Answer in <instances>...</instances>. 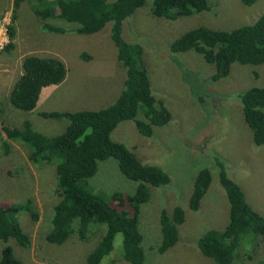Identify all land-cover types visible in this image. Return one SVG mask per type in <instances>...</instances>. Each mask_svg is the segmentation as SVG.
Wrapping results in <instances>:
<instances>
[{"label":"rangeland","instance_id":"1","mask_svg":"<svg viewBox=\"0 0 264 264\" xmlns=\"http://www.w3.org/2000/svg\"><path fill=\"white\" fill-rule=\"evenodd\" d=\"M206 1L211 6L208 12L164 21L151 17L150 0H145V4L122 23L123 40L141 46L152 95L163 102L170 115L168 124L152 127L149 138L139 134L128 120L118 123L110 133L113 142L122 144L140 162L157 166L169 176L168 185L149 188L148 201L140 207L138 228L142 235L143 264H212L210 259L200 255L196 241L207 230H222L227 223V205L217 182L214 157L224 163L228 177L240 187L248 206L264 218V144H252L250 131L234 97L250 87L264 86V64L233 63L225 78L206 82L213 67L200 55L191 51L168 52V45L189 29L203 26L231 30L252 23L258 16H264V0H257L251 6H244L239 0ZM11 8L12 0H0V21L5 19L6 22L5 26L0 22V39L3 33L6 37V44L0 49V125L18 128L26 120L46 137L62 133L66 126L64 120L41 119L35 113L15 108L12 112L6 110L8 90L20 74L21 60L27 55L56 57L66 67L65 81L54 92L53 106L44 104L41 109L97 110L115 100L122 87L124 71L115 59L109 24L92 35L50 34L41 30L42 22L32 14L27 0L19 3L10 23ZM56 13L52 8V14ZM6 24L13 26L10 41ZM9 42L11 47L5 50ZM80 54L89 59L83 61ZM180 70L188 73V80L204 83L195 95L190 91L191 85L181 80ZM58 92H67L68 97L58 100ZM4 139L1 132L0 204L31 199L38 219L31 221L27 215L17 214L16 223L28 236L29 246L23 249L9 238L4 243L0 241V249L9 246L22 264H85L98 233L86 241H80L74 233L60 245L48 243L45 234L50 227L51 206L58 200L53 193V166L31 165L23 147ZM2 141L8 144L7 153L3 152ZM203 167L210 172V184L193 212L188 209L187 201L192 180ZM91 184L103 192L122 193L132 192L135 186L120 174L112 159L98 162ZM175 206L184 213V221L176 227L178 240L158 254L155 251L160 240L158 213L163 208L170 215ZM257 242L252 247L244 244L240 259L232 264L264 261V252L259 240ZM99 264H128L121 258L120 234L114 236L110 253Z\"/></svg>","mask_w":264,"mask_h":264},{"label":"trees","instance_id":"2","mask_svg":"<svg viewBox=\"0 0 264 264\" xmlns=\"http://www.w3.org/2000/svg\"><path fill=\"white\" fill-rule=\"evenodd\" d=\"M22 0H12L10 23ZM251 6L257 0H239ZM32 14L42 22L41 30L50 34L92 35L109 24V39L115 49V59L124 71L118 96L108 106L97 110L45 111L35 113L41 119L64 120L62 133L46 137L22 121L18 128L0 125L4 140L26 150L27 161L37 167L49 164L54 170L53 193L58 198L51 206L49 230L45 240L53 245L64 243L72 234L86 241L98 233L97 242L86 255L85 264H99L112 249L116 234L121 237V258L128 264H143L139 232L140 207L148 201L149 188L169 184V176L159 167L144 164L122 144L113 142L110 133L122 121H131L136 131L149 138L152 127L168 124L170 115L163 102L152 95L150 82L142 59V48L128 43L121 36L122 23L145 0H27ZM52 8L57 10L52 14ZM151 17L174 21L180 17L208 12L206 0H150ZM55 23H50L51 20ZM7 38L13 37V26L7 25ZM11 47V43L4 48ZM188 51L200 55L213 67L206 82L225 78L233 63L259 66L264 64V16L250 24L231 30H213L203 26L178 35L169 45L170 54ZM86 61L88 56L79 55ZM195 75V73H193ZM181 80L191 85L190 91L203 87V82L188 80V73L180 70ZM184 75V78H183ZM66 67L51 56L27 55L20 63V74L8 93V102L15 109L30 112L34 109L41 88L61 84ZM242 119L250 131L254 146L264 144V86L250 87L234 96ZM200 97V102H201ZM4 153L8 144L2 141ZM112 159L120 174L135 184L130 193L103 192L92 186L98 162ZM217 182L227 205V223L222 230H207L196 241L198 252L212 264H232L240 259L244 244L252 247L259 240L264 252V218L246 203L240 187L228 177L224 163L214 157ZM210 172L203 167L192 180L188 209L195 212L210 184ZM25 214L31 221L38 214L31 199L22 203L0 204V241L12 238L26 249L28 236L20 231L15 216ZM184 221L182 209L175 206L170 215L162 208L158 213L160 240L158 254L174 246L178 240L176 227ZM258 243V242H257ZM0 264H22L9 246L0 249ZM264 264V261L258 263Z\"/></svg>","mask_w":264,"mask_h":264},{"label":"crops","instance_id":"3","mask_svg":"<svg viewBox=\"0 0 264 264\" xmlns=\"http://www.w3.org/2000/svg\"><path fill=\"white\" fill-rule=\"evenodd\" d=\"M64 81H65V79H64ZM61 84H59L57 86L50 85V86H46V87L41 88L34 109L32 111L28 112V113L31 114V113H37V112H45L46 110H43L45 108L41 109V107H45L44 104H46L47 107L53 106V104H54V103H52L53 102V98L55 99V93L54 92H55L56 88H58V86H60ZM9 90H8V93H9ZM8 93H7V100H8ZM57 95L60 96V97H58V100H61L62 96L68 97V93L67 92H65V93L58 92ZM59 98H61V99H59ZM6 108H7L6 110L8 112H12V110H14L13 109L14 107H12L9 104V102L6 105Z\"/></svg>","mask_w":264,"mask_h":264},{"label":"built area","instance_id":"4","mask_svg":"<svg viewBox=\"0 0 264 264\" xmlns=\"http://www.w3.org/2000/svg\"><path fill=\"white\" fill-rule=\"evenodd\" d=\"M4 20H5V19H1V21H0L1 24H2L1 26H5V23H6V22H5ZM6 25H7V24H6ZM3 29H5V28H3ZM5 32H6V30H5ZM2 36H3L2 39H0V49L6 44V37H5V34L3 33Z\"/></svg>","mask_w":264,"mask_h":264},{"label":"clouds","instance_id":"5","mask_svg":"<svg viewBox=\"0 0 264 264\" xmlns=\"http://www.w3.org/2000/svg\"><path fill=\"white\" fill-rule=\"evenodd\" d=\"M10 18V17H9ZM6 27H7V25H6Z\"/></svg>","mask_w":264,"mask_h":264}]
</instances>
